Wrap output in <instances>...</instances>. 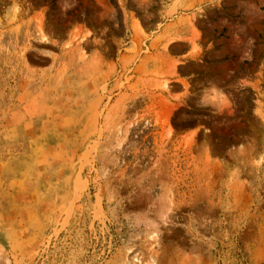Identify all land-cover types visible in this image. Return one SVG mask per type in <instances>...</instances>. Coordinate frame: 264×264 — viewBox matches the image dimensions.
<instances>
[{
    "label": "rangeland",
    "instance_id": "rangeland-1",
    "mask_svg": "<svg viewBox=\"0 0 264 264\" xmlns=\"http://www.w3.org/2000/svg\"><path fill=\"white\" fill-rule=\"evenodd\" d=\"M0 264H264V0H0Z\"/></svg>",
    "mask_w": 264,
    "mask_h": 264
}]
</instances>
